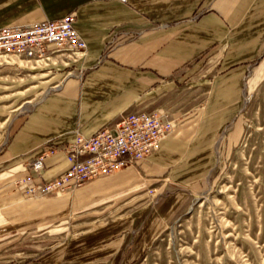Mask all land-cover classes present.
<instances>
[{"label": "crops", "instance_id": "obj_1", "mask_svg": "<svg viewBox=\"0 0 264 264\" xmlns=\"http://www.w3.org/2000/svg\"><path fill=\"white\" fill-rule=\"evenodd\" d=\"M69 15L75 16L87 50L68 54L70 60L68 52L51 47L48 58L31 61L43 75L58 74L10 142L13 176L22 173L16 179L32 176L43 185L63 176L69 168L64 148L77 134L92 137L126 114L160 111L175 120V132L160 150L135 167L141 174L126 167L76 189L88 187L78 196L103 202L117 197L115 192L127 196L153 188V196L162 200L147 221L144 211L131 219L119 216L81 242L30 263L113 264L129 245L135 246L133 255L141 252L184 211L191 193L183 187L202 190L211 169L210 149L220 135V116L225 115L220 100H238L246 70L264 57V0H0V28ZM177 90L189 96L185 106L192 105L194 95L206 107L176 113L171 102ZM53 148L59 151L47 159L44 170L27 169Z\"/></svg>", "mask_w": 264, "mask_h": 264}, {"label": "rangeland", "instance_id": "obj_2", "mask_svg": "<svg viewBox=\"0 0 264 264\" xmlns=\"http://www.w3.org/2000/svg\"><path fill=\"white\" fill-rule=\"evenodd\" d=\"M263 59L246 70L238 100H220L225 115L220 116V135L210 149L211 169L202 190L183 187L191 193L184 211L158 238L141 246L144 252L133 255L135 246L129 245L123 259L113 264H264ZM31 61L0 58V264L39 262L119 216L131 219L144 211L147 221L162 200L153 196V188L127 196L115 192L117 197L103 202L78 196L88 187L52 199L25 192V178L16 179L22 173L13 176L17 171L12 170L9 145L18 123L54 86L50 80L58 74L43 75L46 72L33 69L37 64ZM188 98L185 91L175 92L171 104L176 113L206 107V101L194 95L192 105L185 106ZM135 170L141 174L140 168Z\"/></svg>", "mask_w": 264, "mask_h": 264}, {"label": "built area", "instance_id": "obj_3", "mask_svg": "<svg viewBox=\"0 0 264 264\" xmlns=\"http://www.w3.org/2000/svg\"><path fill=\"white\" fill-rule=\"evenodd\" d=\"M74 15L58 21L31 26L0 28V58L43 60L52 53L65 51L74 55L86 53L87 44L75 28ZM175 130V120L165 112H136L124 115L112 127L92 137L77 134L74 142L64 148L69 168L67 172L43 185L32 176L21 181L28 195L47 197L55 193L72 192L91 180L109 176L126 167L138 165L161 148L162 142ZM58 149H47L27 168L40 173L49 157Z\"/></svg>", "mask_w": 264, "mask_h": 264}, {"label": "bare ground", "instance_id": "obj_4", "mask_svg": "<svg viewBox=\"0 0 264 264\" xmlns=\"http://www.w3.org/2000/svg\"><path fill=\"white\" fill-rule=\"evenodd\" d=\"M73 56V55H72ZM1 58H5V57H1Z\"/></svg>", "mask_w": 264, "mask_h": 264}]
</instances>
